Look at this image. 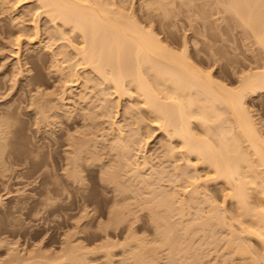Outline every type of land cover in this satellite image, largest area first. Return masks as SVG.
Wrapping results in <instances>:
<instances>
[{
	"label": "bare ground",
	"instance_id": "1",
	"mask_svg": "<svg viewBox=\"0 0 264 264\" xmlns=\"http://www.w3.org/2000/svg\"><path fill=\"white\" fill-rule=\"evenodd\" d=\"M2 1L0 0V6L8 3L5 0L4 3ZM34 1H37L39 11L37 10L35 15V12L32 14L33 12L27 10L30 14L26 15L27 17L35 15L32 18L29 16V19L33 26V29L32 26L30 29L34 31L32 35L36 39L34 44L37 45H30L29 49L23 50L24 54L17 57L15 64H11V70L8 69L11 77L10 83L13 82L8 87L11 88V91L15 90V94L12 91L13 95L11 92L8 96L11 94L13 99L16 94H19V90H22L26 98L23 97L25 96L23 94L20 98L17 97L18 100L11 101L12 103L8 101L11 104L8 103L5 104V107H0V163L2 166H5L6 163L4 150L9 144L10 134L13 133V121L15 118L17 119L15 113L23 108H20L23 102L29 103V109L34 116L33 125L39 132L41 129L46 131V128L51 127H48L50 119L52 121L55 119L59 127L64 123L60 117L67 116L73 122V127L78 126L83 120L84 123L81 124L83 130L76 127L77 129L74 130L77 131L76 134L69 132L68 136L66 135L65 148H67L63 151L64 157H61L63 164H61L62 161L58 164L60 168L63 166L65 176L73 184L82 186L87 182L85 171L99 173L100 180L113 193V206L109 209V220L108 223L103 224L105 230L114 224L118 225L129 221L139 210L150 213L152 223L157 230L155 231L157 235L155 233L153 237V243L152 239L146 242L132 233L134 231L131 223L130 229L133 236L132 234L127 236L126 242L121 243V246L125 248L123 258L116 261L112 258L114 256L113 244H102L103 246L100 245L99 249L96 248L97 250L106 249L104 255L106 259L101 264H156L162 259L165 262L162 261L164 263L160 264H215L214 262L217 261L210 263V259L208 260L207 250L209 249H206L208 246L203 248L207 243L209 245L215 243L217 247L223 246V252L226 249L225 258H222L225 256L221 250L223 247L218 249L221 250L222 255L218 254L220 253L218 250L211 251L222 256L215 257V260L223 259L221 262L219 261L221 264H234L238 259H246L247 264H264V137L260 134L261 131L258 130L255 118L246 104L248 96L264 92V68L254 71L255 68L252 67L251 72L242 74L241 71L244 69L233 67L232 74L237 75L241 70L238 74L241 76H239L237 87L229 86L230 84H227L229 82L221 81L216 76L218 69L223 65L220 64L219 60L221 59L215 57L216 51L210 52L212 47H209L210 53L207 52V57L202 54L201 57H197L189 49L187 40L183 42V48L179 49L180 44L174 40L175 38L165 37L163 39L159 37L153 28L154 24L147 27L148 25L146 24V26L143 22H148L149 19L154 20L155 17L152 19L153 16L148 11L152 5L160 3L158 6L162 5L167 9L165 6L171 4L173 0H146L148 2L143 4L146 7H143L146 9L145 18L138 16L137 18L132 13L125 14L124 4L115 3L116 1L113 0ZM221 3L223 6L226 5L225 10L229 9V12L231 10V14L233 15L234 12L233 16L241 20H237V22L243 23L246 28L248 26V30L251 29L253 34L250 33L260 46L262 45L263 50L264 0H223ZM116 4L123 5V7ZM14 5L16 8L15 3ZM3 7L0 9L3 15L12 9L10 6L9 9L7 6ZM155 7L157 9V5ZM13 11L12 13H14ZM21 11L14 15H11V12L6 14V19L10 20L11 25L16 28L17 36L15 39L13 38L14 42L12 41V43L18 46L17 53L22 52L20 48L23 43L22 37H28L29 31L32 32L25 27L24 24L28 22V19L27 21L24 20L26 18L23 19V16L26 15L23 10ZM42 15H45L49 20L47 23L45 21V26L46 24L50 26L48 23H51L52 30H48L49 26H46L47 28L42 26ZM22 20L25 22L20 25ZM2 27L0 26L1 32L9 31V26L5 30ZM9 34L12 36V33ZM204 38L207 39V37ZM204 38H201L202 40L196 38L195 42L200 40L202 44H206L208 40ZM59 39H62V42L65 41L66 44H64L65 47H61L63 45L61 43L60 49L56 48L55 51L53 46L58 45ZM1 40L0 42L6 48L2 38ZM57 40L58 42H56ZM9 42H11L10 37ZM210 44L211 41L205 46ZM68 46L72 48L73 52L67 49ZM40 52L51 53L50 69L51 66L57 69L63 68L65 65L59 66V62L65 63L75 59V62L73 60L70 62L73 64L65 63L69 68L65 69L66 79L62 81L61 73L57 78L66 87L62 86L65 88L62 94L67 90V84H70L68 82L80 85L82 84V82H78L80 78L83 79V83L85 82L84 86L86 87H79L81 90L77 92L75 100L72 101L75 103H73V111L70 112L66 109L67 111L54 110V112V107L51 110L54 100L47 93L44 86L46 80H44V73L41 70L47 66L49 61L48 57ZM36 53L37 57H35ZM207 65L212 66L208 68ZM262 66L264 67L263 63ZM38 67L39 72L35 75L32 74V70ZM256 68L259 67L256 66ZM67 70L69 71L67 72ZM80 70H82L81 73ZM74 75L79 77L76 76L77 79L73 80ZM2 83H0V88L3 89L0 91L9 84H6L4 80ZM89 83H93V86L96 87L94 90L100 87L103 94L108 92L103 96L105 102L101 101L104 103L100 104L101 114L103 111L105 117L111 113L114 114L111 111V107L114 106L111 102L113 103L114 99L110 102L108 94H116L117 104L114 101V107H120L124 101L121 122L137 126L133 128V133H126L125 124H119L117 120H114L110 127L111 132H108L104 138L105 141L111 140L110 144H106V148H99L97 144L91 145V141L94 140L86 138L87 133L94 127L95 116H99L96 113L95 115L93 112L91 113V110L87 108L88 105L86 107L85 104L79 102L82 100L86 102L88 98L86 89ZM26 93L31 94L27 95ZM106 94L108 96H105ZM3 95L0 94V99L7 98ZM49 96L53 100L52 102L49 101ZM73 97H71L72 100ZM62 99L60 101H63ZM1 102L4 101L1 100ZM60 103L59 107L66 104L65 102ZM79 103L81 107L75 106ZM62 106L59 108L56 104L55 107H58L56 108L58 110L63 109ZM90 108L92 107L90 106ZM107 112L111 113L105 115ZM77 117L82 120L80 121ZM59 118L60 120H57ZM147 120H151L149 124ZM150 122H152V126L159 127L166 135V141L160 139L157 141L159 145L155 146V151H157L156 154L154 153L155 156L146 155L144 152L141 155L143 151L140 149L141 143L143 140L148 142L145 141V138H142V141L136 139L137 142L134 140L136 133L143 135L146 129L142 130L143 133L140 130L149 128ZM62 128L59 129L62 130ZM82 128L80 127V129ZM148 130H146L148 135L145 134L150 137L153 132L151 133V129ZM51 132L54 134L53 130ZM66 137L64 135V138ZM243 142L247 143L244 147L241 144ZM180 160L184 162L178 163ZM146 169L148 170L145 171ZM169 172L174 175L171 173L170 175ZM164 178H166V182L169 178L170 183L174 179H178L182 185H176L178 180L177 183L174 180L175 183L173 182L171 186L176 185L177 187L167 190L157 183H164ZM172 178L174 179L172 180ZM180 180L182 181L180 182ZM169 181L165 185H168ZM210 182H222L229 187L226 197L228 196L234 202V213L231 214L224 204H217L212 196L213 199L208 198L210 195L206 191V186ZM140 184L146 187L144 190L147 189L146 194L142 192L143 188L141 192L149 197L139 195L141 188L135 189V187H141L137 186ZM62 185L61 189L68 188L66 184L62 183ZM181 190L184 191V194L180 192ZM58 191L60 189L50 188L48 192L60 194L62 190ZM203 204H206V208ZM87 207L83 208L89 216L90 210ZM218 231H222V235L223 232L226 234L223 235L225 237L221 236L224 238V241L223 238L220 240L222 243H219L220 238H217L221 235L218 236ZM252 239H256L261 244L262 251H258L262 253L251 247ZM64 245L66 246L62 248L60 255L50 256V258L37 256L34 249L26 248V252H22L24 248L12 244L15 247L9 248L8 262L10 261V264L11 262L12 264H36L40 261L38 258H42L41 264H56L55 261H58V264H88V261L90 262L88 257L93 250L86 249L83 244L74 243L72 239H67ZM96 249L94 251H97ZM159 249H165L166 257L163 256V253L164 258L161 256ZM219 262L217 264H220Z\"/></svg>",
	"mask_w": 264,
	"mask_h": 264
},
{
	"label": "rangeland",
	"instance_id": "2",
	"mask_svg": "<svg viewBox=\"0 0 264 264\" xmlns=\"http://www.w3.org/2000/svg\"><path fill=\"white\" fill-rule=\"evenodd\" d=\"M5 1L8 3L5 4L4 3ZM5 1L4 0L2 1L4 5L0 6V9H2L3 6L4 7L7 6L9 9V6L11 7L12 5L15 8L14 3L16 4L15 10L13 6L11 7L14 11L12 9L11 11H8L11 13L12 11L14 12L12 14L10 13L11 15L17 14V12L19 11L22 12L21 10L24 11V15L28 13L30 14L29 11H31V13L33 12L32 14H34L35 12V15H36V13L39 11L37 8L38 3L37 1H34V0L32 1L31 0H9V1L5 0ZM113 1L114 2L116 1L115 3L124 4L123 10L126 13L124 11L123 12L125 14L132 13L134 14L135 17L137 16L142 17V18L146 17V14H145L146 9L143 8L145 7L143 4H145L146 0H113ZM221 1L223 0H173L171 4L169 3V5L165 6L167 7V9H165L164 6L162 5H161L162 7L158 6L160 5V3L159 4L155 3L154 6L152 5L150 10L148 11L153 16L152 19L154 17L156 19L154 18V20L152 21L151 19H149L148 22L146 21L143 23L145 25L147 24L148 25V26L146 25L147 27H149L150 24H154L153 28H155L154 30L156 34H158V36L162 37L163 39H165V37L168 39L175 38L174 40L180 44L179 49L183 48V42L187 40L189 49L192 50V53L194 54V56L197 55V57L198 56L201 57L200 55L202 54L204 57L205 56L207 57L208 56L207 52L210 53L215 50L216 51V53L214 52L216 54L215 57L221 59L219 61H220V64L223 65L222 67L218 69V72L216 73L217 78L219 77L221 81H224L226 83L229 82L227 83L228 85L230 84L229 86L237 87L236 85H238L239 83V76H241L238 74L240 73L241 70L244 69L245 70V71L243 70L244 73L243 71L241 72L242 74H246V72L248 71L251 72L252 67L255 68L254 71H256L257 69L260 70L264 68L262 66V63L264 65V61H263L264 48L262 50V45L260 46V44L255 40V37H253L252 35L253 33L251 29L249 28L250 30H248L247 29L248 26L246 28V26L242 22H241L242 24L237 22V20H240V19L239 18L236 19V16H233L235 15V13L233 12V15H232L231 10L229 12L228 8H226L228 10H225L226 5L224 4L223 6ZM119 4H116V5L118 6ZM141 5L143 6L141 7ZM156 5H157V9L155 7ZM119 6L123 7V5H119ZM26 11L27 13H25ZM8 12H6V14H8ZM6 14L4 15L1 14V10H0V26H3L2 27L3 30H5L6 28L8 29L10 27L9 31L2 30L5 33L0 31V41H2L1 40L2 38L4 41L3 43H5V45L7 46L5 48L2 45V42H0V83L3 84L2 82L4 80L6 84L9 83L8 85H6L8 87V86H11L13 83L12 81L10 83L11 77L9 76L10 75L9 70L12 69L11 64H15L17 62V57L20 54H24V51L29 49V47L37 45V44L36 43L34 44L36 39L32 35L34 31L30 29L32 26V21L29 19L30 17L31 18L33 16L35 17V15H28V17L27 15L23 16V19L26 18L24 20L27 21L28 19V22L24 21L25 27L31 30L32 32L29 31V34L27 35L28 37H22L23 43H21L20 45L22 52L17 53L18 46L12 43L13 38L15 39L16 38L15 36H17L16 28L13 27V25H11L12 23L10 20L6 19L7 17ZM41 20H42L41 21L42 26H45V21L46 23L47 21L49 22L48 18H46L45 15L41 16ZM22 22L23 20L21 21L20 25L24 23ZM7 23H9V25H7ZM48 24H50V26L46 24V26L50 27V29L48 27V30H52L51 23H48ZM11 28L13 29V32ZM32 29H33V26H32ZM9 33H12V36H10L11 34ZM29 36H31V39L33 37L34 41L33 39L31 41V39H29L30 38ZM9 37H10L11 42H9ZM204 37H207V39ZM25 38H28V39H25ZM196 38H200V39L204 38L208 40V42L211 41V44L209 46H205L206 44L208 45V42L206 44L204 43L202 44L200 40L198 42L197 41L195 42ZM62 41H63L62 39H59V43H57L58 45L53 46L55 48V51H56V48L60 49L59 46L61 43H63L61 47H63L64 44H66L65 41L64 42ZM56 42H58V40ZM69 47L70 46H68L67 49H70L71 52H73L72 48L71 47L69 48ZM209 47L210 48L212 47L211 48L212 50ZM209 49H210V52H209ZM40 53H42L44 56H47L48 61H49L47 66H44V68L41 69L44 73L43 74L44 80H46L44 86L47 89V93H49V95L52 97V99L54 100V102L57 104L58 107H59V102H61L60 104H63L64 102L66 103L64 104L66 106L63 105L65 108L61 105L63 109L57 110L56 108L58 107H55L56 104L54 102L52 104L53 105L52 108L50 107L51 105L49 107L51 108V110L54 107L53 111L56 110L58 112H61V110H66V109L68 111L70 110V112L71 110L73 111L72 108H74V105H73L74 102L72 101L75 100L77 96L76 94H78L77 92L81 90L80 88L82 86L84 88L86 87L84 86L85 82L83 83L82 81L83 79L81 78L78 80V82H82V84L79 85V83H77V85L79 86L73 85L74 83L68 82L73 86H69L70 84H67L68 88L62 94L63 90L66 87L63 85L62 82H60L59 79L57 80V78L62 74L61 75L62 81L66 79L65 75L67 73L65 72L66 71L65 69L66 68L69 69V68L67 64L65 63L68 62V65H69V63L72 60L74 61L75 59L66 61L65 63L59 62L60 63L58 64L59 66L61 64L65 65V66L61 65L63 66L64 70L61 67L60 69L58 68L59 71L56 72L58 70L57 68L55 67L53 68V66H51V69L49 68L50 67L49 65L51 62V57H50L51 53L50 54L49 52H47L46 54L43 52H40ZM36 55L38 54L36 53L35 57H37ZM70 64H73V63H70ZM210 66L212 65H207L208 68ZM256 66H258L259 68H256ZM233 67H238L239 69L241 68V70H239V73L237 75L232 74ZM55 69L57 70L55 71ZM39 70H40L39 67L33 69L32 74L34 75L37 74ZM68 71L69 70H67V72ZM81 72L82 70H80V73ZM74 76L75 77L73 78L71 76L73 80L79 77L78 75H74ZM235 76H238V77H235ZM233 78H235V81H233ZM88 85L90 86V88L88 89L89 87L88 86L86 89L87 91L85 90L86 96L88 97L86 102H84L85 100H82L79 102L83 105L85 104L84 106L88 105L89 107L87 106L86 107L91 110V113L93 112L94 115L96 113V115L100 116L101 114L100 104L105 102L104 101L105 99L103 98V96L105 93H108V92L104 91L105 93L103 94L102 93L103 91L100 89L99 86H98L99 87L98 89L94 90V88L96 87L93 86V83H89ZM6 86L4 90L0 91V94L2 95L4 94L3 96L7 97L6 99L4 98L5 100L0 99V105H2L0 107H5L6 106L5 104L9 103L8 101L13 102V100H18L17 97L20 98L24 94L22 90H19V94H16L12 99L11 94L9 96L8 94L11 93L12 91L15 94V90L11 91V88L9 87L7 88ZM62 86H64L65 88L64 87L62 88ZM0 89H3V88H0ZM72 91L75 93L73 94ZM94 91H95V94L93 95ZM13 92H12V95H13ZM88 92L90 93L87 94ZM28 94L30 95L31 93H28ZM254 94L246 98V104L250 108L252 112L251 114L255 118V122L257 123V126L259 127L258 130L261 131L260 134H262V136L264 137V92H257L256 95ZM73 95L75 96L73 97ZM108 95L106 94L105 96H108L110 99H108L107 97L106 98L109 101L114 99L112 100L113 103L111 101L110 102L111 104L115 106V104H117L116 94H112V95L108 94ZM50 96H49V101L52 102L53 100L50 99L51 98ZM60 96L61 98H59ZM23 97L26 98V95ZM71 97H73L74 99L72 100ZM60 99H62L63 101L65 100V101L64 102L60 101ZM93 99L94 101H92ZM1 100H3L4 102H1ZM57 101L59 102L57 103ZM101 101H104V102H101ZM114 101H116V103ZM51 102L49 103L51 104ZM122 102L123 103L120 104V107L117 106L118 108L112 105L113 107H111V111L114 112L113 115L111 112H110L111 114L107 112L105 113V115L106 114L107 115L110 114V115L105 117L103 114L104 112L103 111L100 117L95 116L96 121H94L95 122L94 127H92L90 132H88L86 135L87 139L90 138L94 140V141H91L90 143L91 145L97 144L99 148H106L105 147L106 144L111 143V140L105 141L104 138L108 132H111L110 127L112 126L114 120H117L119 124L124 123V122H121L122 121L121 113L123 112L122 106L124 105V101ZM80 103L76 104L75 106L79 105V107H81ZM28 105H29L28 102H25V103L23 102L20 106V108L21 107L23 108H21V110L19 109L15 113L17 119L15 118L13 121L14 122L13 133L10 134L8 138L9 144L4 150V154H5L4 158L6 159V160L4 159L6 162L5 166H2V164L0 163V264H8L10 262V261L8 262L9 248L15 247V246H12V244H16L17 247L19 246V248H22V249L24 248V251L22 249H19V250H22V252H26L25 251L26 248L28 250L34 249L36 250L37 256H40V257H45V256L52 257L53 256L54 257V255L55 256H57L58 254L60 255V252H62V248L66 246L64 245L66 240L72 239L74 243L83 244L86 247V249L93 250V252L89 253L88 258H90V262L88 261V264L89 263L101 264L106 259V256H104L106 249L105 250L104 249L97 250V249H99V247H101L100 245L102 244H113L112 249L114 252V256H112V258H114L117 261L123 258L124 256L125 248L121 246V243H125L127 240V236H131L132 233L135 236H137L139 239L141 238L144 239V241L146 242H149V240L152 239L151 241L153 243V237L155 236V233L157 235V232H155L157 230L154 224L152 223L151 215L148 211L139 210L134 214V216L130 218L129 221L123 224L122 223L118 225L114 224L112 226H109L107 230H105V228L103 227V224L108 223L109 209L111 206H113V200H112L113 193L110 190V188L100 180L99 178L100 175L98 172L92 173L89 171H85V175L87 177L86 179L87 182L85 185L78 186L76 184H73L72 181L68 180L67 176H65L66 175L64 174L65 171L62 169L63 166L61 168L59 167L60 165L58 164L61 161H62L61 164H63V160H62L63 158L61 157L62 156L64 157L65 153L63 151L64 149L67 148V147L65 148L66 143H67L66 135L69 134V132H72V133L77 132L74 130H76L78 127H79V130H83L81 126V124L83 125L84 123L82 122L83 120L81 119L82 120L81 121L80 117H77L82 123L80 122L78 126L73 127L72 126L73 122L69 120L67 116L60 117L62 118L61 120L64 123L60 124V127H59V125L55 122V119L53 120L54 122L52 121V119H50L51 122L48 127L50 126L51 127L49 129L46 128L47 129L46 131L44 129H41L40 131L41 133H40L39 131L36 130L35 125H33L34 121L32 119H34V116H33L32 111L29 109ZM90 106L92 108H90ZM117 110L118 112H116ZM97 111L99 112L97 113ZM144 111L146 110L144 109ZM144 111L142 110V112ZM60 118L57 120H60ZM149 121L151 120H147L148 124H149ZM124 124H125L126 133H133V128L137 127L136 125H132L131 123H128V124L124 123ZM151 124L152 122H150L149 128L151 129V133L153 132L152 136L147 137L148 133H146V130L149 129L148 127H147L148 129L143 128L140 130L143 133L142 130L146 129L143 135H141V133H138V134L136 133L134 135L135 137L134 140L137 139L139 141H142V138H145V141H148V142H144L143 140V142L141 143L142 147L140 149L143 150V151L141 150L142 151L141 155H143V152H144L146 155L155 156L156 154L155 152H157L155 151L156 150L155 146L156 144H158L157 141L159 139L166 141L165 133L163 134L162 130L159 129V127L152 126ZM80 127L82 129H80ZM59 128H62V130ZM51 129L54 131V134H52L53 132H51L52 131ZM54 129L58 131V132L56 131V134H55ZM48 130H51V131L48 132ZM64 135L66 138H64ZM141 144L139 142L138 145L140 146ZM241 144L243 145V147L244 145L245 146L247 145L246 142L245 143L243 142ZM155 159H154V162L156 161L159 162L158 159L156 161ZM179 162H184V161L180 160L178 161V163ZM147 170L148 169H146L145 171ZM169 170L171 171L172 169L169 168ZM171 172H169V174ZM201 173L204 174L203 171H201ZM169 177H172V176H169ZM165 179L166 178H164V180ZM173 179L174 178H172V180ZM167 180L169 181V178H167ZM174 180L177 183L178 179H174ZM181 181L182 180H180V182ZM161 182H164V181L161 180ZM167 182L165 180L164 183H160V182H157V183L162 185V186L159 185L160 187H163V188L165 187L167 190L171 189V187L176 188L177 187L176 185L181 184L179 183V180L176 185L174 184L175 186H171L173 184L172 181H171L172 183H170L169 181L170 186H169V183L168 185H165L167 184ZM62 183L66 184V186L68 187V188L66 187L67 188L66 190L69 192V195L66 190H63L65 185H62ZM61 185L64 186L63 189H61L62 188ZM137 186H141L139 188L135 187V189L141 188L139 191V195L143 196L145 191L147 192V189L144 190L146 187H144L142 184L137 185ZM207 186H206L207 188L206 191H208V195H210V197L208 195L206 196H208V198H211L212 196L214 198V201L217 202V204L219 205L224 204V207L227 208L231 214L234 213L235 211L234 202L230 198H228V196L226 197L227 195L226 193L229 191L228 190L229 187L223 184L222 182H210ZM50 188H55L56 190L60 189V191L62 190L61 192L63 191H66V192L61 193L60 191H58L60 192V194L53 193V192L49 193L48 191L50 190ZM142 188H143L142 192L144 193L141 192ZM158 189H161V188H158ZM180 192L183 193L184 191L181 190ZM54 196L55 198H53ZM144 196L149 197V195H144ZM86 204L88 205V207ZM204 206L206 208V204ZM83 207H87V209L89 208L90 210L89 216H87V212L85 208ZM131 223H132L133 231H134L132 233L130 229ZM218 232H217L218 236L220 234L221 235L217 238H220L219 243H222V241L220 240L221 238L225 237L223 236L225 233L223 232V235H222L221 233L222 231L221 232L218 231ZM223 241H224V238H223ZM213 244L215 245L214 247L212 246ZM210 245L211 247H213L212 250H210L211 249ZM210 245L209 243H207V245H204L203 248L205 246L209 247V248L205 247L206 249H209L207 250L208 260L210 259L209 260L210 263H213V261H217V262H214L215 264H217L219 261L221 262V260H223L222 258L226 257V254L224 252H227V251L225 249V251L223 252L224 247L222 246L223 247L222 248L221 245H219L218 243L217 245H219L220 247L219 246L217 247L215 243H212ZM250 245H252L251 247L254 250L262 251L261 250L262 247L260 246L261 244H259V242L256 239H252ZM42 249L43 251L44 250L46 251L43 252ZM94 249H96L97 251H94ZM218 249L222 250V252L225 255V256L223 255L224 257L221 256L223 253L220 252L221 250H218ZM101 250H104V251H101ZM159 250H161L159 251L161 253V256L163 253V256L166 257L165 249H159ZM215 250H218L220 252L218 254H221V255H216L217 252L214 253ZM211 251H214V252H211ZM216 256H220L222 258L215 260ZM38 260L42 261V258H38ZM245 260L246 259H240V260L238 259L237 261L234 262V264H247L246 263L247 261ZM40 261H38V263L36 264H41ZM162 261L165 262V260L163 259ZM162 261H157L156 264L164 263ZM55 263L58 264V261H55Z\"/></svg>",
	"mask_w": 264,
	"mask_h": 264
}]
</instances>
